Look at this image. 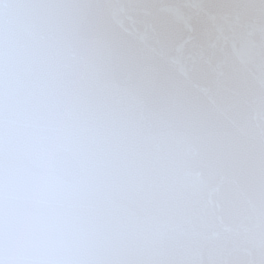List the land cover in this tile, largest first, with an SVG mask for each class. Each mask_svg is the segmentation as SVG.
<instances>
[{"label": "snow or ice", "instance_id": "6c2138e0", "mask_svg": "<svg viewBox=\"0 0 264 264\" xmlns=\"http://www.w3.org/2000/svg\"><path fill=\"white\" fill-rule=\"evenodd\" d=\"M0 264H264V0H0Z\"/></svg>", "mask_w": 264, "mask_h": 264}]
</instances>
